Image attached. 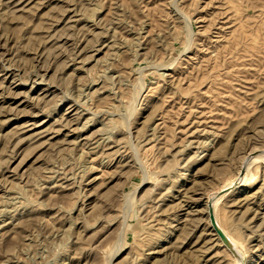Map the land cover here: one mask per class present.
I'll return each mask as SVG.
<instances>
[{
    "label": "rangeland",
    "instance_id": "obj_1",
    "mask_svg": "<svg viewBox=\"0 0 264 264\" xmlns=\"http://www.w3.org/2000/svg\"><path fill=\"white\" fill-rule=\"evenodd\" d=\"M0 264H264V0H0Z\"/></svg>",
    "mask_w": 264,
    "mask_h": 264
},
{
    "label": "bare ground",
    "instance_id": "obj_2",
    "mask_svg": "<svg viewBox=\"0 0 264 264\" xmlns=\"http://www.w3.org/2000/svg\"><path fill=\"white\" fill-rule=\"evenodd\" d=\"M71 113H72V112H71ZM65 125H66V124H65ZM20 131H21V130H20ZM213 137H214V136H213ZM103 138H104V137H103ZM216 138H217V137H216ZM211 140H213V139H211ZM214 140H215V139H214ZM188 143H189V142H188ZM75 144H76V143H75ZM95 145H96V144H95ZM201 145H202V144H201ZM251 196H253V195H251ZM243 198H245V196H243ZM237 199H238V198H237ZM240 199H241V198H240ZM246 199H249V198H247V196H246L245 200H246ZM250 199H251V197H250ZM241 200H242V199H241ZM243 200H244V199H243ZM238 201H239V200H237V204L239 203ZM233 202H234V201H233ZM248 202H249V201H248ZM248 202H247V203H248ZM252 202H253V199H252ZM185 203H186L187 208H186L184 211H186V210H188V209L191 208V206L189 205V204H190L189 202H185ZM235 203H236V202H235ZM235 203H233V204H235ZM240 203L243 204L244 202H240ZM247 203H246V205H247ZM249 203H250V202H249ZM249 203H248V204H249ZM233 204H232V205H233ZM235 205H236V204H235ZM237 206H238V205H237ZM178 207H179V206H178ZM178 207H177V208H178ZM181 207H182V205H181ZM181 207H180V208H181ZM234 208H235V207H234ZM175 209H176V208H175ZM228 209H229V208H228ZM181 210H182V208H181ZM192 210H193V209H192ZM192 210H190V212H191ZM229 210H230V209H229ZM162 212H163V211H162ZM190 212H187V213L185 212V214H184L183 216L186 217ZM194 212H195V210H194ZM232 212H233V210H232ZM196 213H197V212H196ZM191 214H193V212L190 213V217H191V219H192V216L195 215V213H194L193 215H191ZM232 214H233V213H232ZM232 214H230V215H232ZM188 217H189V216H188ZM181 218H182V217H181ZM195 220H196V219H195ZM160 221H161V220H160ZM190 221H191V220H190Z\"/></svg>",
    "mask_w": 264,
    "mask_h": 264
}]
</instances>
